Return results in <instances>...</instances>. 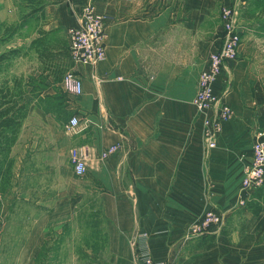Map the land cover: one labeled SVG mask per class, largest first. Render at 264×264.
Here are the masks:
<instances>
[{"label":"crops","instance_id":"0c3cea01","mask_svg":"<svg viewBox=\"0 0 264 264\" xmlns=\"http://www.w3.org/2000/svg\"><path fill=\"white\" fill-rule=\"evenodd\" d=\"M89 1L107 16L106 58L94 67L72 62L67 33ZM40 2L23 14L0 0V55L14 50L0 61L9 65L0 70V97H20L23 78L28 102L7 187L0 175V264H138L144 244L167 264H264V209L240 203L245 196L264 206V187L246 196L242 186L254 141H264L263 21L243 16V0H173L155 11L150 0ZM224 7L238 15L241 43L214 87L233 116L208 148L204 119L212 112L193 99L200 72L223 43ZM32 15L38 27L22 37ZM68 71L82 79V94L64 90ZM113 144L119 150L102 158ZM72 147L85 160L82 176L74 173ZM56 179L65 182L56 202L40 205L50 212L45 222L16 217V203L4 200L10 192L20 199L28 181L30 194H52ZM209 210L226 213L224 225L187 237Z\"/></svg>","mask_w":264,"mask_h":264},{"label":"built area","instance_id":"2783aa9c","mask_svg":"<svg viewBox=\"0 0 264 264\" xmlns=\"http://www.w3.org/2000/svg\"><path fill=\"white\" fill-rule=\"evenodd\" d=\"M106 20L107 16L97 10L93 1L84 4L80 10L77 23L67 30L70 57L74 64L97 66L106 58ZM224 40L222 45L209 56L206 68L199 75L197 91L193 102L201 112L212 113L204 119L203 138L208 148L216 146V140L222 132L223 123L233 116L232 107L221 102V97L215 91L214 84L220 77L227 61L235 60L239 55L241 43V26L238 15L232 7H224L222 10ZM64 90L73 95L83 92L82 79L68 71L62 79ZM78 117L70 120L71 125L78 124ZM119 144H113L102 151V158L119 150ZM70 159L74 173L82 176L87 171L85 160L78 148L70 149ZM264 185V141L257 138L253 144L252 162L245 168L242 180L245 195ZM240 203L246 204V197H240ZM227 219L224 212L209 210L203 218L192 224L187 230V237L200 236L208 233L213 226H222ZM146 236V234H143ZM138 264H167L156 261L148 245L138 248Z\"/></svg>","mask_w":264,"mask_h":264},{"label":"rangeland","instance_id":"374dc122","mask_svg":"<svg viewBox=\"0 0 264 264\" xmlns=\"http://www.w3.org/2000/svg\"><path fill=\"white\" fill-rule=\"evenodd\" d=\"M12 1L13 3H10V8L12 10L15 8L17 11H20L23 14L27 11L30 13L31 12L33 13L40 9L39 8V5L41 3L40 0H15V1L12 0ZM172 1L173 0H150L151 5H154L151 11L157 10L158 4H160L159 7H161L162 9L168 4H171ZM244 1L246 3H243L240 8V11L243 14V16L245 17L252 16L254 17V19L258 21H263L264 23V2L261 3L260 5H257L256 0H243V2ZM30 13H28V15ZM27 20H28V23H31V24H30V27L27 29L22 28V32H21L22 37H24V35H29L32 32V29H36L38 27V24L40 22V18L35 17L34 15L29 16ZM13 28L14 26L11 25L10 27H6L5 30L12 31ZM16 28L18 27L16 26ZM12 39L13 37H12V32H11L10 36H8L4 41H12ZM24 59L25 58H23L22 60V65H21L22 67L26 63ZM4 67L7 70L9 68V65H5ZM44 86L45 84L43 82L35 83V89H43ZM0 158H1L0 159L1 163H3L2 172H5L4 175L0 172V175L3 180L2 182L3 186L7 187V182H9V178L11 177L10 168H12V165H11L12 159L10 160L9 156H7V158H5V156L4 157L1 156ZM69 181L71 185L73 184L77 186V181L75 180H69ZM61 182H65V180H57V179L55 180L54 182L55 189L52 194H49V191L48 193H46L40 188H37L35 191H32V194H30L29 193L30 182L28 181L26 185L27 193L22 194V196H19L20 199H18V196H13V193L10 192L9 194H6L4 196V200L6 201V203H12V202L16 203V215H18L16 217H19L22 219H35L36 218V219L41 220L40 222H45L47 215H49L50 212L47 211L44 207H40V205H42L44 202H56L59 199ZM7 213H12V212L7 211ZM40 225L41 223L35 224V226L32 227V230L34 232H37L39 230ZM213 227H216V226H213ZM213 227H211V229ZM81 261L82 260H80V262ZM161 262H165V261H161Z\"/></svg>","mask_w":264,"mask_h":264},{"label":"trees","instance_id":"16d2710c","mask_svg":"<svg viewBox=\"0 0 264 264\" xmlns=\"http://www.w3.org/2000/svg\"><path fill=\"white\" fill-rule=\"evenodd\" d=\"M257 5H260L264 2V0H256ZM19 50H16V52ZM14 53V50H10L8 52H4L0 55V61H4L10 55ZM0 70H6V68H0ZM57 73V72H56ZM55 78L59 79V75L55 74ZM20 97L16 93V97H13L8 93L2 94L0 97V155L9 156V152L13 145L14 141V133L18 131L22 121L24 120L27 109H28V102L25 98V86L23 83V78L20 80ZM18 87V80H16V88ZM2 164L0 160V170L1 173L4 175L5 172H2ZM264 187V186H262ZM248 203V207L255 213L264 209V206L254 204L251 200Z\"/></svg>","mask_w":264,"mask_h":264}]
</instances>
